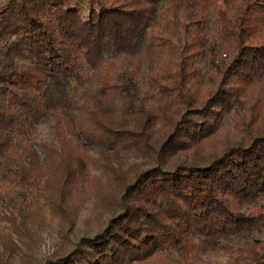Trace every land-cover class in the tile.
<instances>
[{"label":"trees","instance_id":"obj_1","mask_svg":"<svg viewBox=\"0 0 264 264\" xmlns=\"http://www.w3.org/2000/svg\"><path fill=\"white\" fill-rule=\"evenodd\" d=\"M83 1L85 15L79 0H0V182L15 188L19 215L38 192L50 213L70 221L90 159L86 141L104 158L116 213L40 264H141L171 252L176 264H205L198 254L206 246L249 235L264 221L252 207L264 200V3L233 0L228 12L216 11L219 44L209 48L202 76L205 15L168 4L151 24L149 45L169 54L139 85L132 73L115 74L104 51L129 48L149 25L155 0ZM14 56L29 64H15ZM81 59L88 66L82 82L95 85L100 100L115 101L110 111L66 95L57 109L48 106L52 87L77 75ZM226 115L236 141L217 138ZM45 117L53 122L49 140L34 143V122ZM188 154L191 162L179 161ZM128 157L148 165L130 180L120 171ZM237 251L227 264H264V241Z\"/></svg>","mask_w":264,"mask_h":264},{"label":"rangeland","instance_id":"obj_2","mask_svg":"<svg viewBox=\"0 0 264 264\" xmlns=\"http://www.w3.org/2000/svg\"><path fill=\"white\" fill-rule=\"evenodd\" d=\"M233 0H155L154 9L149 25L133 41L132 45L126 50L115 52L111 49L104 51V58L113 60L115 63V74L134 75V81L139 85L146 84L148 73L154 72L157 65L168 56V49L154 48L149 45V38L153 33L151 24L154 20L159 21L165 14L166 6L170 3L178 8L191 7L205 15L206 27V47L204 55L199 59L200 75L209 68V61L212 58L209 48H216L219 44L214 35V22L216 11L221 8L229 10V4ZM257 3H264V0H257ZM80 11L86 14L87 6L83 0H79ZM257 4L251 18L257 21L259 17ZM247 25L251 29L255 24ZM214 57V56H213ZM81 71L67 79L62 80L60 85L53 86L50 93L48 106L57 109V102L63 95L70 99L87 102L90 106L110 111L115 105V101H102L98 98L95 85H85L82 80L88 74V66L81 59ZM13 61L17 65H28L27 59L14 56ZM3 63V56L0 50V66ZM246 104H244V107ZM61 110L60 115L64 120L69 118V114ZM50 118H40L34 122L32 136L34 143L46 142L49 140V133L52 127ZM230 115H226L221 122L216 133L218 140L236 141L239 134L232 125ZM73 128V122H72ZM37 158L40 159L41 151L33 144ZM83 148L88 152L90 159L85 161V179L81 182L80 197L76 198L69 205L71 210L70 221L64 220V213L61 211L55 215L50 213L42 200L38 198L39 193L34 194V200L30 210L19 215L18 199H16L15 188L6 183L0 182V264H40L47 257H52L58 249H68L70 244L84 236H91L98 231L113 213H116V189L108 186L105 182L102 166L104 158L97 152V147L84 141ZM189 154L179 161L191 162L188 160ZM192 156V154H191ZM120 171L125 179H131L134 174L145 169L148 165L144 164L142 158L128 157L122 160ZM15 200L17 202L15 203ZM13 207V208H12ZM252 207L259 210L264 216V200H257ZM18 214V215H17ZM257 239L264 241V221L263 224L249 235L230 238L220 242L217 246H206L199 258L205 264H227L230 256L236 257L239 254L237 248L245 247L250 241ZM177 256L175 253H166L162 258L141 264H176ZM194 263V261H192ZM139 264V263H131Z\"/></svg>","mask_w":264,"mask_h":264}]
</instances>
